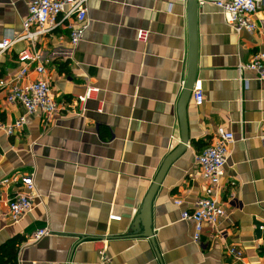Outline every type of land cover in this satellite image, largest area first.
Here are the masks:
<instances>
[{"label": "crops", "instance_id": "0c3cea01", "mask_svg": "<svg viewBox=\"0 0 264 264\" xmlns=\"http://www.w3.org/2000/svg\"><path fill=\"white\" fill-rule=\"evenodd\" d=\"M30 1L0 0V42L21 32ZM188 1L89 0V26L76 47L58 28L34 48L16 42L0 52L2 123L23 115L5 98L24 49L39 57L31 69H46L30 79L47 80L61 105L48 118L26 117L14 136L0 130V183L32 175L36 194L32 210L13 223L6 213L17 185L0 184V246L22 241L15 264H104L103 250L106 264H264V81L238 73L264 50V5L253 16L257 29L237 33L211 4ZM197 81L201 106L193 99ZM88 87L99 92L81 112L77 97ZM218 127L235 140L214 192L225 216L194 242V225L181 213L209 188L195 156ZM44 228L50 234L30 243Z\"/></svg>", "mask_w": 264, "mask_h": 264}, {"label": "built area", "instance_id": "2783aa9c", "mask_svg": "<svg viewBox=\"0 0 264 264\" xmlns=\"http://www.w3.org/2000/svg\"><path fill=\"white\" fill-rule=\"evenodd\" d=\"M154 1V0H150ZM200 4H211L225 16V22L233 31L253 32L257 29L253 16L258 7L264 5V0H196ZM88 2L89 0H31L27 6V16L22 22V30L19 34L6 33L0 42V52L9 49L16 42H27L34 48L36 43L45 35L58 28L68 31L69 44L76 47L84 37L88 29ZM264 33V25L261 27ZM144 33L138 32L142 39ZM19 70L11 79L5 100L10 104H19L23 109V115L12 124H4L0 121V130L8 137L14 136L23 130L26 117L43 114L47 118L58 113L61 105L56 102L49 82L39 78L30 79V74L43 76L46 69L38 63L30 68V63L39 61L36 53H30L24 49L18 55ZM243 71L253 72L259 81H264V50L256 53L248 64H239L238 73ZM5 82L0 80V88L5 87ZM99 92L98 88L88 87L85 92L77 97V104L84 110V104ZM193 99L197 106L203 103V91L201 82L197 81L193 88ZM264 138H261L263 141ZM234 136L223 127L216 130L213 142L206 146L195 156L196 164L202 177L209 183L205 196L197 199L190 211L181 213V220L190 221L194 225L192 240L199 242L201 232L205 225L218 226L225 216L222 203L215 195L220 179L224 175V169L229 155V148L234 143ZM7 187L10 184L17 185L16 191L8 202L6 216L11 222H19L33 208V200L36 194L33 189L32 175H16L6 178L0 183ZM176 206H181L182 200L174 201ZM111 221H120L118 216H109ZM48 229L38 230L30 237L29 242L35 243L42 237L49 235ZM227 254L242 259V252L235 247H229ZM100 260L106 264L110 261L106 252H99ZM264 259V248L262 250Z\"/></svg>", "mask_w": 264, "mask_h": 264}, {"label": "trees", "instance_id": "16d2710c", "mask_svg": "<svg viewBox=\"0 0 264 264\" xmlns=\"http://www.w3.org/2000/svg\"><path fill=\"white\" fill-rule=\"evenodd\" d=\"M22 241L15 238L0 246V264H15L19 244Z\"/></svg>", "mask_w": 264, "mask_h": 264}, {"label": "water", "instance_id": "95a60500", "mask_svg": "<svg viewBox=\"0 0 264 264\" xmlns=\"http://www.w3.org/2000/svg\"><path fill=\"white\" fill-rule=\"evenodd\" d=\"M192 2L194 6H196V1L195 0H189L188 3ZM191 27L194 28V18H191ZM195 59H196V37H195V32H193L192 29V36H191V41H190V69L193 71L195 69ZM187 143V138L184 135L182 139V145H186ZM158 181H156L154 188L156 187ZM150 234L149 232L145 234L146 237H148Z\"/></svg>", "mask_w": 264, "mask_h": 264}]
</instances>
